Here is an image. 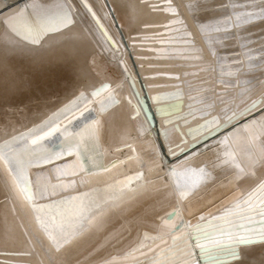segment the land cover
<instances>
[{
  "label": "bare ground",
  "instance_id": "obj_1",
  "mask_svg": "<svg viewBox=\"0 0 264 264\" xmlns=\"http://www.w3.org/2000/svg\"><path fill=\"white\" fill-rule=\"evenodd\" d=\"M228 2L7 0L5 3L0 0V76L12 74L32 84L15 94L0 96V145L54 118L81 93L87 97L86 104L63 116L52 128L76 122L90 110L91 119L82 124L71 139L80 144L82 151L88 141L95 143L99 152L96 165L82 156L79 163L84 165V170L78 171L76 156L66 155L54 163L28 167L34 192L38 178L43 182L46 177L50 184L75 182L74 189H60L57 196L36 198L33 202L36 205L93 190L97 191L99 200L107 201L104 211L97 213L91 223H86L88 231L74 242L75 247L66 258L67 264H186L189 258L183 252L178 251L174 258L167 255L160 258L157 254L170 246L174 235L191 234L186 227L189 221L194 225L211 223L215 227L204 230L213 234L216 228L228 227L219 219L226 211L231 210L233 215L248 212L242 202L249 196L259 206L254 211L264 208V168L257 166L242 179H236L230 165L212 168L219 163L218 141L236 125L211 138L206 129L198 128L214 117H219V123L224 124L222 109L231 108L228 113L231 115L247 108L252 100L261 101L255 113L257 117L259 110H264V21L240 28L233 26L227 33L212 30L225 13L232 17L234 11L244 10L243 7L235 10L218 7ZM57 3L67 7L74 23L43 36L39 43L17 37L4 23L22 9L31 20L41 7L54 9ZM240 3H247L255 10L264 7V0H240ZM188 4L194 5L191 12ZM197 4L200 9L195 7ZM85 5L95 13L96 19ZM205 5L210 7L205 10ZM169 6L177 15L165 11ZM176 19L183 24L165 27ZM201 24L205 26L206 35L200 33ZM105 32L114 41V47L107 42ZM188 34L191 39H184ZM103 84H108L109 90L93 99L90 94ZM109 95L115 103L101 111L99 102ZM156 95H166L167 99L161 105L153 104L150 97ZM142 99L155 117L154 121L151 118L152 126L149 121L145 125ZM169 104L178 106V111H170L164 117L156 114L158 106ZM251 118V115L241 118L237 124L242 125ZM164 119L174 122L165 126ZM241 135L247 134L241 132ZM181 137L184 139L181 148L186 150L184 155L169 154V145L173 152L181 150L176 147ZM202 137L204 142L197 145ZM34 140H37L35 135L12 144L10 154L19 152L27 165L32 157L24 153L23 148L25 144L28 148L35 147ZM189 145L196 147L187 151ZM157 149H163V155L158 154ZM184 163L193 169L210 168L212 179L181 201L169 170ZM113 164L116 166L112 167ZM65 165L67 174L62 173L61 178L56 179L53 169ZM76 171L78 174H72ZM138 173L143 174L141 180L117 183ZM177 179L183 186L193 178L178 169ZM237 204L241 205L240 209L236 208ZM169 214L171 223H168ZM260 221L261 217L253 215L251 222L233 220V223L257 230L261 227ZM181 224L185 227L177 231ZM40 241L49 244L36 225L31 204L20 195L7 166L0 162V264H51ZM226 243L224 240L223 244ZM238 251L242 254L239 261H230L219 247L210 248L209 256L220 264H264V243L241 247ZM191 259L198 264H213V260L200 255L199 249Z\"/></svg>",
  "mask_w": 264,
  "mask_h": 264
},
{
  "label": "snow or ice",
  "instance_id": "obj_2",
  "mask_svg": "<svg viewBox=\"0 0 264 264\" xmlns=\"http://www.w3.org/2000/svg\"><path fill=\"white\" fill-rule=\"evenodd\" d=\"M7 0H5V3ZM87 7V5H85ZM35 7V5H32ZM197 9H200L199 4L195 5ZM210 5H205L204 9ZM220 9H227L229 7L234 10L237 7H243L244 10L240 12H233L232 17H228L227 14L222 17V20L216 24L212 29L216 32H230L233 26L240 28L242 25L254 23L256 21H264V7L255 10L250 9L247 3L241 4L240 0H229L228 3H221L218 5ZM188 10L191 12L194 5L188 4ZM165 11L173 16L177 15L175 9L170 6L165 8ZM91 13V8H89ZM93 19H96L95 13H92ZM196 20V17H193ZM9 30L24 40H29L31 43H39L40 39L51 33L58 32L63 29L69 28L73 25L74 21L71 16L70 11L63 3H57L54 9H49L47 7H41V10L34 16L33 19L29 20L25 17V12L22 9L18 14L9 17L4 21ZM98 23V22H97ZM171 24H183L182 20L176 19L169 22V27ZM102 28V26H100ZM201 35H206V30L204 25H200ZM180 31V29H177ZM107 42L115 46L114 41L111 37L104 33ZM184 39H191V34H188ZM207 42V41H206ZM193 51H199V49H193ZM210 68V66H209ZM125 71L127 68L125 66ZM195 75V73H193ZM178 79V77H176ZM210 78V77H209ZM131 78L129 77V80ZM32 86L31 81H24L21 78L10 74L7 77L0 76V96L5 94H15L24 88H30ZM108 84H103L99 88H96L90 95L93 99L100 96L103 92L109 90ZM177 96L180 93H176ZM166 95H156L150 97L153 104L161 105V102L166 100ZM250 99V97H249ZM87 97L84 93H81L76 100H74L70 105H66L60 110V112L49 120L45 121L42 125L33 129L30 133L23 135L18 139H14L12 142L0 145V162H3L12 178L16 181V187L20 191V195L24 198L26 202L31 204L32 211L35 213V221L38 229L43 232L49 241L48 245H45L43 241L41 246L44 248L48 259L51 264H67V257L70 255L71 250L75 247L74 242L88 229L85 227L86 223H91L95 218L97 213L103 212L107 201L99 200L98 193L96 190L90 192L80 193L75 196L65 197L59 200H53L51 203L36 205L34 200L36 198L47 199L49 196L59 195L60 189L75 188V182L72 184H50L47 183V178H44L42 182L39 178L36 181V191H33V185L29 178L28 167H41L44 164L54 163L55 160L62 159L66 155H75L77 158V164L75 167L77 170H84V165L79 163L81 157H86L87 162L96 165V159L99 156L98 148L94 142L88 141L86 147L81 150L80 144L76 143L71 137L77 132V129L82 124H87L88 120L91 119L90 110L88 113L82 114L76 122H72L64 127L52 128L53 124H58L60 119L76 110L80 105L86 104ZM223 102V101H221ZM115 101L111 95L106 97L104 100L99 102V108L104 111L107 106L114 104ZM261 101L252 100L247 108L242 111L231 112V108H225L221 110V116L224 118V124L219 123V117H214L211 121H206L202 127L207 130L208 138H211L225 128L232 125L236 127L232 128L223 139L219 140L221 154L218 155L217 160L219 163L213 164L212 168L222 167L224 165H230L236 172V179H242L246 172H251L257 166L264 168V110H259L258 117L255 115L259 109ZM209 107H211L209 105ZM239 109V105L237 106ZM140 106L138 103L137 114L139 115ZM170 111H178V106L175 104H169L164 106H158L156 108V114L164 117ZM151 114V109L149 110ZM193 113H189L192 115ZM251 115V120H245V122L240 125L237 121L241 118ZM149 116H145V125H147ZM153 121L155 117H151ZM257 119L260 123L257 124ZM171 119H164L165 126L169 123H173ZM52 128L51 131H46V129ZM178 132V129H175ZM43 132L44 135L40 136L39 133ZM191 132V130H190ZM241 132L247 135H241ZM143 134V133H142ZM37 136V140L33 143L35 147L28 148L25 144L23 152L29 154L32 159L25 164L24 159L21 157L20 153L10 154L9 150L12 148V144L18 143L19 140H28L31 136ZM167 135V133H165ZM61 137L66 139L61 140ZM195 139V137H193ZM204 142V138L197 141V145ZM184 143L183 137H181L180 144H177V148H181ZM196 145H189L187 151H191ZM47 148V151H41ZM163 149H157L158 154L163 155ZM186 150L182 149L178 152H173L172 146H167V152L173 156L184 155ZM39 153V155H36ZM195 155V153H193ZM116 165L113 164L112 167ZM68 166L65 165L63 168L55 167L53 169L56 174V179L61 178V174H67L64 169ZM178 169H182L185 174L190 175L193 179L191 183L182 186L179 179H177ZM108 170V169H106ZM78 171L72 174H78ZM169 175L173 178L175 187L177 189V194L181 201L186 200L190 195L203 184H207L212 179V170L208 167L191 168L186 163L177 164L169 170ZM143 178L142 173H138L136 176L128 177L124 181L117 183L130 184L133 181L141 180ZM85 181H81L83 185ZM264 189V186H262ZM110 190V189H108ZM244 207L248 209L247 213L233 215L231 210L226 211L225 216L220 217V221L228 227L216 228L213 234L205 232V227H215L211 223L208 225L192 224L190 221L187 223L186 227L191 230V234L181 233V235L172 237L170 246L167 249H162L160 253L157 254L158 257L163 258L166 255L174 258L176 253L183 252L189 259L186 264H198V261L191 259L193 253L196 249H199L200 255L207 257L209 260H213L209 256V249H216L222 251L230 261H239L242 254L238 251L241 247H248L255 243H264V208H259L258 211H254V208H258L253 201V197L249 196L243 202ZM237 209L241 208L240 204L236 205ZM257 215L261 217V227L257 230H249L244 227L243 224H234L233 220H243L246 222H251L252 216ZM226 217H232L228 219ZM172 215L169 214L168 223H171ZM200 219H204L201 217ZM185 225L181 224L177 227V231ZM257 237L258 239H253ZM39 240V237H37ZM226 240L227 243L223 244ZM152 246H149V248ZM213 264H220L219 260H213Z\"/></svg>",
  "mask_w": 264,
  "mask_h": 264
},
{
  "label": "water",
  "instance_id": "obj_3",
  "mask_svg": "<svg viewBox=\"0 0 264 264\" xmlns=\"http://www.w3.org/2000/svg\"><path fill=\"white\" fill-rule=\"evenodd\" d=\"M87 8V10L89 11V8L88 7H86ZM91 16H92V13H91ZM105 36V35H104ZM141 107L143 108V112H144V114H145V116H149L150 115V118H149V123L151 124V126H152V121H151V117H152V114H150L149 113V108H148V106H147V104H146V101L144 100V99H142V102H141Z\"/></svg>",
  "mask_w": 264,
  "mask_h": 264
}]
</instances>
